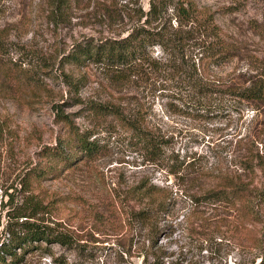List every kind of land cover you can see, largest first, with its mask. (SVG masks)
Returning a JSON list of instances; mask_svg holds the SVG:
<instances>
[{
    "label": "rangeland",
    "instance_id": "obj_1",
    "mask_svg": "<svg viewBox=\"0 0 264 264\" xmlns=\"http://www.w3.org/2000/svg\"><path fill=\"white\" fill-rule=\"evenodd\" d=\"M193 1L236 43L234 57L203 71L192 38L174 66L155 45L151 67L119 73L69 55L79 43L120 38L136 26L188 31L192 23L176 17L178 0H0V120L10 129L0 141V242L8 223L25 219L72 238L69 246L37 243L15 264H259L264 204L262 222L253 223L237 220L227 205L196 210L190 195L220 176L264 186V165L255 166L264 159V103L219 91L199 99L175 70L194 62L213 92L264 78V0ZM95 103L159 136L160 151L151 155L112 114L93 113ZM75 132L90 133L95 153L59 165L55 176L32 177L31 190H23V177L45 160L44 146ZM142 182L166 190L173 203L154 246L129 220L142 205L133 193ZM31 194L42 204L33 215Z\"/></svg>",
    "mask_w": 264,
    "mask_h": 264
},
{
    "label": "trees",
    "instance_id": "obj_2",
    "mask_svg": "<svg viewBox=\"0 0 264 264\" xmlns=\"http://www.w3.org/2000/svg\"><path fill=\"white\" fill-rule=\"evenodd\" d=\"M175 12L180 22L195 24L193 26L191 24L189 30L184 33L169 32L163 27L151 29L143 25L136 26L131 32L120 38H105L95 43L82 45L79 43L69 56L75 63L82 64L89 60L101 64L108 70L121 73V71L139 65L151 67V63L157 61L151 58L149 48L155 45L163 47L165 51L167 50L172 55L174 66V62L185 60V50L191 43L192 38L195 39L192 45L198 50L197 55H199L203 71L211 65H222L236 55V43L227 40L210 14L202 13L193 0H178ZM150 13H153V10ZM190 67L188 71L182 69V67H177L175 71L188 85L189 90L199 96V99L208 100L216 91H219L234 95L239 101L244 100L256 104L264 103V78L262 77L252 80L249 85L241 88L231 86L226 90L216 89L213 92V89L209 88V83H207L209 79L202 82L199 78V72L194 62ZM66 82L73 87H77V83L72 82V80H66ZM91 110L93 113L101 115L112 114L124 127L136 135L151 155H155L160 151L163 140L149 130L144 129L139 123L128 120L116 107L95 103ZM58 116L70 121L62 113ZM68 124L72 125L71 122ZM9 132L10 129L0 120V141ZM89 134L75 132L73 138H59L55 145L44 146L42 152L45 160L42 162L43 164L39 163V165L32 167L23 177L21 182L23 190H31L32 177L40 179L49 175L55 176L58 174L59 165H68L74 159L91 156L95 153L96 143L89 140L91 137ZM77 151L80 153H77ZM242 161H244L245 169H253L254 166L251 160L244 159ZM257 165H264V159H259L255 166ZM216 179L213 184L204 188L200 194L190 195L196 210L201 205H210L214 210L227 205L230 213L233 212L237 220L253 223L262 222L263 213L260 206L264 204V186L252 185V180H244L240 175L220 176ZM165 191L154 185H146L144 182L133 188V193L138 195L142 205L131 214L129 220L139 230H146L150 234L152 246L156 241L155 237L159 230L158 225L166 219L164 218L165 215L170 213L173 206V203L170 202L171 194ZM28 200L29 203L31 202L30 211H32L29 214L33 215L42 204L36 200L35 194H31ZM196 210L193 213H196ZM203 213L204 211L199 214L200 219H205ZM12 223H8L6 226L8 238L0 242V264H15L22 261L24 255L30 249L37 248L36 245L40 242H45L46 245L59 243L63 246H69L72 244V238L69 234L43 222L25 219ZM258 245H260L262 251L259 264H264V240H260ZM17 249H20V253L17 252ZM8 257L9 261L7 262Z\"/></svg>",
    "mask_w": 264,
    "mask_h": 264
}]
</instances>
